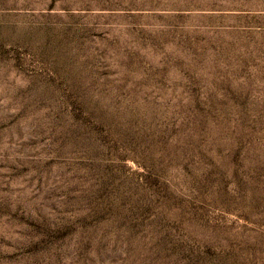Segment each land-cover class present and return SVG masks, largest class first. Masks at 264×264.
I'll use <instances>...</instances> for the list:
<instances>
[{
  "label": "rangeland",
  "instance_id": "1",
  "mask_svg": "<svg viewBox=\"0 0 264 264\" xmlns=\"http://www.w3.org/2000/svg\"><path fill=\"white\" fill-rule=\"evenodd\" d=\"M0 264H264V0H0Z\"/></svg>",
  "mask_w": 264,
  "mask_h": 264
}]
</instances>
